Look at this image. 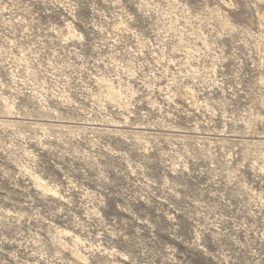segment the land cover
I'll use <instances>...</instances> for the list:
<instances>
[{
	"label": "clouds",
	"instance_id": "clouds-1",
	"mask_svg": "<svg viewBox=\"0 0 264 264\" xmlns=\"http://www.w3.org/2000/svg\"><path fill=\"white\" fill-rule=\"evenodd\" d=\"M0 264H264V0H0Z\"/></svg>",
	"mask_w": 264,
	"mask_h": 264
}]
</instances>
